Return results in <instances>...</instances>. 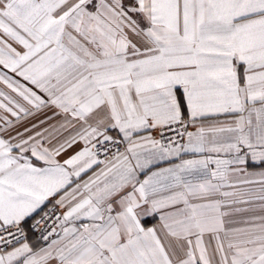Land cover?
Returning <instances> with one entry per match:
<instances>
[{"label":"snow or ice","instance_id":"1","mask_svg":"<svg viewBox=\"0 0 264 264\" xmlns=\"http://www.w3.org/2000/svg\"><path fill=\"white\" fill-rule=\"evenodd\" d=\"M0 264H264V0H0Z\"/></svg>","mask_w":264,"mask_h":264},{"label":"crops","instance_id":"2","mask_svg":"<svg viewBox=\"0 0 264 264\" xmlns=\"http://www.w3.org/2000/svg\"><path fill=\"white\" fill-rule=\"evenodd\" d=\"M40 118H43L42 116L40 117ZM151 135H153L154 137H157V135H156V132L155 131H153L152 133H151ZM158 138V137H157ZM185 158H191L190 156H186ZM173 162H178V161H173ZM159 166L160 167H167V166H169V163L168 162H161L160 164H159ZM153 170H155V169H153ZM250 171H260V169H250ZM86 178V177H85ZM143 178V177H142ZM258 187V186H257Z\"/></svg>","mask_w":264,"mask_h":264},{"label":"built area","instance_id":"3","mask_svg":"<svg viewBox=\"0 0 264 264\" xmlns=\"http://www.w3.org/2000/svg\"><path fill=\"white\" fill-rule=\"evenodd\" d=\"M157 137H158V134L156 133Z\"/></svg>","mask_w":264,"mask_h":264}]
</instances>
